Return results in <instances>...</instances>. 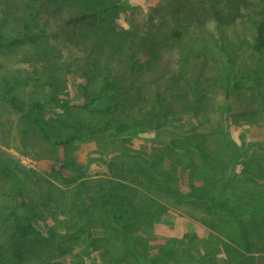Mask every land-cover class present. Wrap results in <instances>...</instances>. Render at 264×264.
Segmentation results:
<instances>
[{
    "label": "rangeland",
    "instance_id": "rangeland-1",
    "mask_svg": "<svg viewBox=\"0 0 264 264\" xmlns=\"http://www.w3.org/2000/svg\"><path fill=\"white\" fill-rule=\"evenodd\" d=\"M46 1L34 4L42 13L32 26L33 32L45 27L44 41L60 50L55 65L33 45L10 56L0 54V75L15 85L21 82L23 98L39 100L44 91L40 89L42 78L52 71L66 78L58 97L81 105L84 98L77 83L82 79L78 72L67 78L66 64L67 60L82 64L89 57V51L84 50L89 44L93 47L91 59L98 62L100 71L107 66L108 71L121 76L129 101L123 110L126 119L139 109L148 111L156 93L161 95L168 120L154 128L126 133L125 147L131 149V154L160 150L169 140L189 143L192 136H200L204 141L202 149L210 162H200L198 171L192 172L184 158L167 162L171 167H186L171 173L185 198L179 197L177 203L174 198L142 191L144 199H152L149 203L145 200L144 206L154 205L152 201L158 205V220L143 233L149 256L158 254L168 241L177 246L178 241L189 238L190 245L201 255V264H264V219L260 217L264 214V46L260 52L254 49L260 24L264 37V0ZM1 7L0 25L5 35L20 33L22 7L17 5L18 11L9 17L2 15ZM93 12H98L104 21L105 30L99 32L106 36L84 39L77 36L78 28L72 29L74 36L63 30L70 16ZM38 45L42 46L41 42ZM81 66L71 64L70 69L80 71ZM132 66L134 73H130ZM23 120L0 102L1 165L15 166L34 182H55L50 176H54L51 167L59 166L54 152L42 141L40 132L24 128ZM233 145L240 149L242 158L232 166V179L224 183L230 178L226 165L236 154ZM118 148V140L109 138L76 143L65 153L86 166L85 177L93 180L104 177V161L116 155ZM216 181H221L218 190H214ZM9 185L7 178L0 179V187L6 192ZM190 185L216 191L208 202L235 205L238 213H247L248 247L224 210L191 201ZM24 187L26 192L34 193L32 183ZM94 235L102 239L103 230L95 229ZM105 244L108 245L106 241L99 242L98 250L86 252L88 256H83L84 248L78 246L67 261L104 264L101 256L106 261L114 256L111 251L103 252ZM197 260L192 252L174 251L162 256L158 264H200Z\"/></svg>",
    "mask_w": 264,
    "mask_h": 264
},
{
    "label": "trees",
    "instance_id": "trees-1",
    "mask_svg": "<svg viewBox=\"0 0 264 264\" xmlns=\"http://www.w3.org/2000/svg\"><path fill=\"white\" fill-rule=\"evenodd\" d=\"M36 1L39 0H0L4 17L15 14L17 5L23 9L20 33L6 36L0 25V54L10 56L18 49L33 45L39 48V54L47 56L50 64L55 65L60 50L44 41L45 27L33 32L32 23L38 22L42 13L34 6ZM49 1L52 0L45 3L49 4ZM97 15L98 12L70 16L64 21L66 28L63 30L74 36L72 29L78 28L79 38L94 35L97 40L106 36L99 32L105 30V24ZM26 16L31 18L30 21ZM40 42L43 47L38 45ZM263 46L260 24L254 49L260 52ZM84 50L89 51V57L82 64L70 63V60L67 64L60 63L61 66L66 64L69 70L66 71L67 78L78 72V77L82 79L77 83V89L84 98L81 105H73L67 98L58 97L66 78L61 79L55 72L45 73L40 85L44 91L39 100L33 101L21 95V82L15 85L0 75V102L26 120L23 121L27 131L40 132L42 141L54 152L59 163L57 169L51 167L54 176H50L56 181L45 180L46 185L34 182L30 175L15 166L0 163V179L10 181L8 192L0 187V264H69L67 260L74 256L78 246L82 245L84 250L81 254L88 256L86 252L98 250L101 241L109 245L102 247L103 252L114 254L107 261L104 255L101 256L104 264H158L162 256H170L174 251L192 252L201 264V255L190 245L189 238L184 242L178 241L177 246L168 241L158 254L149 256L148 240L143 233L158 220V205L152 201L154 205L144 206L145 200L149 203L152 199H144L142 191L151 192L155 197L161 194L174 198L178 203L183 193L176 187L174 174L171 173L186 167H171L167 162L171 159L178 162L179 158H184L192 172L198 171L200 162H210L209 155L202 149L204 141L200 136H192L189 143L169 140L163 143L160 150L153 148L149 153L131 154V149L125 147L126 133L154 128L168 120L161 95L156 93L155 103L148 111L139 109L126 119L123 110L129 101L121 76L108 71L107 66L100 71L98 62L91 59L92 45L85 44ZM71 64L82 65L83 68L72 71ZM131 70L130 73L135 72L133 66ZM37 80L41 81L40 78ZM109 138L118 140L120 148L117 154L104 161V177L87 179L86 166L78 164L65 152L76 143ZM234 151L235 156L226 165L230 178L224 183L232 179V166L242 158L239 148L234 147ZM251 178L256 177L251 175ZM25 183L34 185V193L26 192ZM220 183L216 181L214 190H218ZM215 192L190 185L188 196L202 207L224 210L236 223L241 242L248 247L250 243L245 230L247 213H238L235 205L230 207L224 202H208ZM260 217L264 219V214ZM97 228L103 230L102 239L94 235Z\"/></svg>",
    "mask_w": 264,
    "mask_h": 264
}]
</instances>
